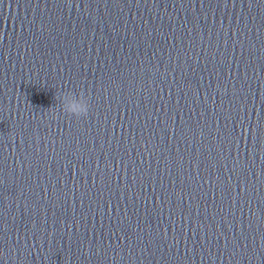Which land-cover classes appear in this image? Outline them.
I'll return each instance as SVG.
<instances>
[{
	"label": "water",
	"instance_id": "1",
	"mask_svg": "<svg viewBox=\"0 0 264 264\" xmlns=\"http://www.w3.org/2000/svg\"><path fill=\"white\" fill-rule=\"evenodd\" d=\"M0 264H264V0H0Z\"/></svg>",
	"mask_w": 264,
	"mask_h": 264
},
{
	"label": "clouds",
	"instance_id": "2",
	"mask_svg": "<svg viewBox=\"0 0 264 264\" xmlns=\"http://www.w3.org/2000/svg\"><path fill=\"white\" fill-rule=\"evenodd\" d=\"M60 100V110L69 117L79 119L86 118L90 110L88 98L84 96L83 92L77 95L72 91L62 93L56 96Z\"/></svg>",
	"mask_w": 264,
	"mask_h": 264
}]
</instances>
